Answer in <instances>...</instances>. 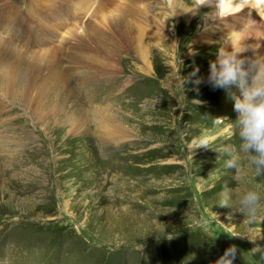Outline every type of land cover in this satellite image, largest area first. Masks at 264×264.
I'll return each instance as SVG.
<instances>
[{
	"label": "rangeland",
	"instance_id": "374dc122",
	"mask_svg": "<svg viewBox=\"0 0 264 264\" xmlns=\"http://www.w3.org/2000/svg\"><path fill=\"white\" fill-rule=\"evenodd\" d=\"M42 1L11 0L30 31ZM175 7L138 15L143 34L134 29L118 70L55 72L42 53L24 56V75L0 66V264H215L230 246L233 264H264L254 248L264 247V200L255 221L234 211L250 187L264 193V175L225 167L240 144L239 90L208 82L218 52L198 42L205 17L194 26L199 16ZM142 53L151 68L135 67ZM201 138L208 146L189 147Z\"/></svg>",
	"mask_w": 264,
	"mask_h": 264
},
{
	"label": "bare ground",
	"instance_id": "6f19581e",
	"mask_svg": "<svg viewBox=\"0 0 264 264\" xmlns=\"http://www.w3.org/2000/svg\"><path fill=\"white\" fill-rule=\"evenodd\" d=\"M55 1H42L46 15L41 16L36 14L38 12L32 11L36 25L34 30L30 31L28 28L30 18L23 15L25 10L18 9L11 0H0V66L7 71L9 77L16 74L22 67L26 59L25 55L37 58L40 57L39 53H42V60L46 61L45 68H51L55 72L70 69L82 72L84 67L89 72L92 68L98 67L118 70V60L120 57L122 59L120 55L128 51V47L134 41V29H137L140 35L143 34L141 25L143 19H139L138 15H141L142 11L152 6L154 2L170 4L174 8L180 5L176 12L178 14L186 12L189 18L196 13L199 17L195 18L197 25L194 26H198L204 16L205 18L199 24L204 29L201 30L198 27L197 30L198 36L200 35L198 42L202 41L207 45H212L217 52L222 46L231 48L230 41L226 43L228 32L237 41L254 42L257 46L261 45L259 50L264 52V20L250 8V5H254L264 15L263 0H198L197 5L201 3L200 11L194 7L186 9L183 0H117V2L116 0H86V3L70 4L68 7L58 6L54 4ZM50 7H56L54 8L55 14ZM210 13L213 17L208 15ZM23 16L27 19V24L21 22ZM187 27L189 28V25ZM14 31H22L21 36L16 38ZM7 32L12 35H7ZM162 35L164 37L165 33ZM40 41H42V52L38 49H30V47L35 49L33 46ZM210 42L214 43L210 44ZM163 51L166 55L168 54L165 48ZM128 53L126 52L123 56L126 57ZM186 53L191 57L192 51H186ZM140 55L144 65L134 63L135 67L146 69L149 66L151 68L149 54ZM208 56L213 55L209 52ZM12 60H17L15 62L18 63ZM126 64L127 67H132L130 62ZM178 67L184 71L183 62ZM38 68L40 69V66H34L35 71H38ZM207 70H210V65L203 70V74ZM27 72L26 68L22 67L21 75Z\"/></svg>",
	"mask_w": 264,
	"mask_h": 264
},
{
	"label": "clouds",
	"instance_id": "9594fccd",
	"mask_svg": "<svg viewBox=\"0 0 264 264\" xmlns=\"http://www.w3.org/2000/svg\"><path fill=\"white\" fill-rule=\"evenodd\" d=\"M208 15L212 16L211 13ZM228 41L231 43V48L227 46L219 48L216 60L210 62L208 75V82L214 88H229L235 85L239 90V94L233 93L232 98L235 102L234 109L238 114L235 126L240 144L238 150H233L231 147L226 149L229 158L225 161V167L244 174L250 170L252 176L256 178L264 175V52L259 50L261 45L237 41L229 32L226 43ZM200 146H208V141L201 138L198 142L189 145L190 148ZM229 200L230 196L227 195L226 190L223 205L232 206ZM262 200L264 193L255 186L250 187L240 197L234 211L243 213L249 221H255L260 214ZM249 239L255 240L250 237ZM254 248L257 249L260 257L264 258V247L257 245ZM236 252L235 246L226 248L215 264H233Z\"/></svg>",
	"mask_w": 264,
	"mask_h": 264
}]
</instances>
